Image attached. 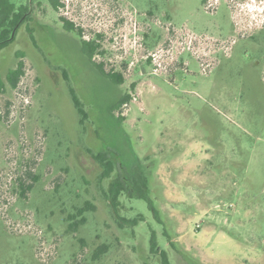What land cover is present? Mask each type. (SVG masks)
I'll return each mask as SVG.
<instances>
[{
    "label": "rangeland",
    "instance_id": "obj_1",
    "mask_svg": "<svg viewBox=\"0 0 264 264\" xmlns=\"http://www.w3.org/2000/svg\"><path fill=\"white\" fill-rule=\"evenodd\" d=\"M61 2H31L46 52L0 48V264H161L151 231L173 264H264V0ZM140 172L155 211L136 185L121 226L107 188Z\"/></svg>",
    "mask_w": 264,
    "mask_h": 264
},
{
    "label": "trees",
    "instance_id": "obj_2",
    "mask_svg": "<svg viewBox=\"0 0 264 264\" xmlns=\"http://www.w3.org/2000/svg\"><path fill=\"white\" fill-rule=\"evenodd\" d=\"M50 3L55 10L58 9L59 0H50ZM14 7L15 2H12L11 0H0V48H2L7 43L13 40V38L11 37L12 29L17 25L19 19L23 16L24 10L20 9L15 12ZM65 28L69 31L76 32V29H74V27L69 25L68 23L65 24ZM85 52L89 58L92 57L93 50L90 51V49H87L85 50ZM22 74L23 63L22 61H19L18 65L15 68L11 69L7 74V80L9 84L12 87L16 86V83L18 82L17 80ZM70 92L74 107L80 115V122L83 123L84 119L86 118V112L83 109L79 98L77 97L72 88L70 89ZM123 102L125 101L121 100V103ZM96 156V159L100 162L103 167L101 177H109L110 173L113 170L112 161L108 159L107 154L104 152H98ZM136 185H139L140 188L145 189V192L141 193L140 198L144 199L149 204L152 211H155L153 202L147 195L148 188H146V180L144 179L143 174L141 172L137 176L131 175L125 177L122 174L117 175L115 179L111 183H109L106 196L108 200V205L112 210L114 218L116 222L121 226L126 225L127 227H132L137 225L138 222L142 220L139 217L125 218L120 216L118 213L120 195L126 190L130 191ZM19 186L21 194L31 187L30 184L24 185L23 182H20ZM85 209L86 208L81 207L78 212L82 213ZM149 250L151 253L157 254L159 256L161 264H173L169 259L167 251L158 247L154 231H151L150 233Z\"/></svg>",
    "mask_w": 264,
    "mask_h": 264
},
{
    "label": "flooded vegetation",
    "instance_id": "obj_3",
    "mask_svg": "<svg viewBox=\"0 0 264 264\" xmlns=\"http://www.w3.org/2000/svg\"><path fill=\"white\" fill-rule=\"evenodd\" d=\"M14 2H15L14 11L17 12L18 10L23 9L24 10V13H23V16L19 19L17 25L12 29L11 37L14 39L16 37V35L19 33V31L21 29H23L25 35H27V38H28V40L30 42L29 43L30 48H32V49H39V50L41 49V52H43L42 50H44L46 52V49H44L45 46H46V44H44V39L47 36L44 35L41 42H36L34 40V33L36 31H39L40 32L39 25L41 23H39V21L37 22L36 19L34 18L33 7L31 5L32 0H28V3L26 1H25V3H20V2L17 3L16 1H14ZM60 6H63L61 0H59L58 9L60 8ZM62 23H63V26L65 28V24L67 23V21L63 17H62ZM47 27L48 28L49 27L51 28L50 25H48ZM52 33H54V32L49 29V35H48L47 39L50 37V35ZM73 33L78 36V37L77 36L76 37L80 41V43L82 44L81 47H82L83 53L87 56L85 50L90 49V51L93 50V55H94V53L98 50V47L96 46V44L94 45V41L91 40V39H82V38H79V35H81V34L80 33H77V31L76 32H73Z\"/></svg>",
    "mask_w": 264,
    "mask_h": 264
}]
</instances>
